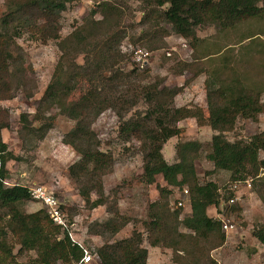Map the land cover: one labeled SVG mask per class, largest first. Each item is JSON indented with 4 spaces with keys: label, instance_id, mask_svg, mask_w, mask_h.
I'll use <instances>...</instances> for the list:
<instances>
[{
    "label": "trees",
    "instance_id": "obj_1",
    "mask_svg": "<svg viewBox=\"0 0 264 264\" xmlns=\"http://www.w3.org/2000/svg\"><path fill=\"white\" fill-rule=\"evenodd\" d=\"M74 1H4L5 11L0 16V100L25 91L28 83L29 66L23 56L11 48V42L24 33L42 42L58 40L61 53L33 118L42 120L43 111L51 106L63 107L78 77L91 84V92L73 105L74 126L66 133L68 139L65 142L79 155L68 168L76 180L78 194L88 208L103 205L109 215L100 222L104 231L88 229L102 238V243L93 247L100 264H146L145 241L151 247L170 249L173 253L171 264L194 260V249L200 241L211 242L210 248L221 246L225 234L220 220L209 216L207 208L217 206L220 200H228L232 193L221 190L212 180L199 181L194 167V160L200 153L199 142L176 143L177 160L172 163L165 160L161 150L169 138L181 133L182 129L177 126L180 120L195 118L200 126L207 125L216 132L204 155L213 169L228 171L230 181L253 179L264 171V156H260L264 153V130L247 140L230 141L224 134L234 129L237 119L256 120L264 113V100L261 99L264 86L254 77L255 66L264 68V37H261L264 29H252L254 24L264 21V0H143L151 15L159 16L193 48L201 41L196 34L198 26L213 25L219 34L225 35L248 27L234 45L227 44L208 52V61L204 62L207 67L184 65L195 75H206V118L197 107L175 106L174 98L182 91V86L167 87L162 85V80L139 84L133 76L118 73L115 67L119 56L124 54L117 47L114 33L89 40L94 35L93 28L85 21L61 38L59 15ZM106 10L109 7L105 3L103 11ZM116 15L117 11L113 9L104 13L102 20H91V24L101 26ZM83 44L92 50L84 52L85 59L80 65L74 59L75 53L82 51L79 49ZM105 71L113 74L106 76ZM139 100L146 104L145 110L134 111L124 118ZM106 109H112L119 116V137H134L139 141L145 182L153 184L157 190V197L149 204L146 220L141 221L145 236L133 228L129 236L113 239L131 220L119 211L116 199L107 196L103 189L101 178L112 169L113 158L109 151L101 149L92 122ZM5 117L0 109V264L14 262L13 246L6 238L8 234L16 237L20 245L18 252L24 249L36 251L37 256L27 264H55L58 260L72 263L80 257L81 249L51 222L44 208L30 213L21 209V205L31 198L26 186L6 182L5 165L13 156L1 137V129L8 125ZM20 120L23 130L38 131L40 137L49 127L47 123L39 129L34 128L26 113L20 114ZM158 177L164 185L157 183ZM183 185L188 187L190 214L180 218L179 209L170 210L168 196L172 193L170 187ZM91 193H96L97 198L91 199ZM181 226L188 232L180 230ZM252 235L264 245V224L254 226ZM177 252H183L184 256Z\"/></svg>",
    "mask_w": 264,
    "mask_h": 264
},
{
    "label": "rangeland",
    "instance_id": "obj_2",
    "mask_svg": "<svg viewBox=\"0 0 264 264\" xmlns=\"http://www.w3.org/2000/svg\"><path fill=\"white\" fill-rule=\"evenodd\" d=\"M4 1L0 0V16L5 11ZM105 3L109 10L103 11ZM145 7L143 0H76L68 4L59 15L60 36L66 37L85 21H88L93 28L94 35L89 40H98L105 33H114L117 47L121 54H124L119 56L115 67L118 73L133 76L139 84L162 80V85L167 87L182 86V91L174 98L175 106L197 107L206 118L208 115L204 88L206 75L204 73L195 75L190 69L184 68V65L189 63L190 66L193 64L198 68L200 65L207 67L208 52L227 44L234 45L248 27H241L225 35L219 34L213 25L198 26L196 34L201 41L196 44V48H193L188 40L174 33L169 24L162 21L159 16L151 15ZM113 9L118 15L105 21L101 26L91 24V20L96 22L102 20L103 14ZM250 27L252 28L253 25ZM252 29L263 30L264 21L254 24ZM134 47L150 52L149 61L143 70H137L131 62V48ZM11 48L23 56L25 64L29 67L26 72L28 78L26 90L18 92L10 99L0 100V109L6 115L5 119L8 123L7 127L1 129V137L13 156L5 165L6 182L8 185L20 184L26 187L42 185L54 192L62 202L69 221L75 223L76 235L81 237L86 245L96 248L100 245L101 236L98 235L95 241L91 240L88 229L91 227L92 231H104L101 223L109 215L103 205H99L94 211L88 208L78 194L76 180L72 178L68 168L79 155L71 145L65 142V139H68L65 138L66 133L74 126L73 105L81 96L91 92V84L83 77H78L64 106L61 108L51 106L43 111L42 120H36L33 116L37 112L38 101L61 53L58 40L49 39L42 42L31 37L29 33H24L11 42ZM79 50L82 51L75 53L74 60L81 65L85 59L84 52H91L92 49L83 44ZM255 67L254 77L264 86V68ZM111 74L113 72L105 71L104 73L106 76ZM261 99L264 100V92ZM145 108L146 104L139 100L124 118H128L134 111L143 112ZM22 113L27 114L29 122L36 129L49 123L42 137L38 131L23 130L20 120ZM119 124V116L112 109H106L92 122V130L100 140L101 149L109 151L113 158L112 169L101 178L103 189L107 196H113L116 199L119 211L130 218L131 221L124 230H130V234L134 228L143 232L145 236L141 221L146 220L149 204L158 194L153 184L147 185L145 182L139 141L134 137L126 139L119 137ZM177 126L182 129L181 133L169 138L162 147L161 151L165 160L168 163L177 160L176 143L187 140L199 142L200 153L194 160L199 181L204 183L212 180L221 190L228 193L226 188L231 182L229 172L213 169L212 163L204 158L208 152L207 146L211 136L216 132L207 125L200 126L195 118L182 119ZM262 130H264V113H260L256 120L237 119L234 129L224 134L230 141L238 138L247 140ZM260 156L263 157L264 153L261 152ZM262 176L260 174L256 178H248L250 187L242 184L235 193L236 200L231 205L227 203V200H220L215 206L216 212L213 217H216L218 212L223 213L224 217L234 225V228L229 231L221 229L225 234L224 243L219 247L210 248L211 242L200 241L194 249V260L188 259L186 263L183 260L179 264H264V245L252 235L254 226L264 224ZM157 183L165 184L160 177L157 178ZM170 188H172V193L168 196L170 210L179 209L180 218L189 215L190 210L187 206L189 198L184 201L187 202L185 208L171 205V202L178 197L183 198L182 189L188 188L187 185ZM90 196L91 199L97 198L96 193H91ZM21 209L30 213L43 209V205L39 200L30 198L21 205ZM91 212H94L93 217L96 216L92 221H90ZM210 215H213V212ZM180 230L188 232L183 226ZM6 238L13 246L14 262L12 264H27L37 256L33 249L18 252L20 245L16 237L8 234ZM143 244L149 246L146 241ZM159 248L162 256L167 257L163 264H171L173 256L171 250ZM155 250L151 248L150 254H153ZM177 255L183 257L184 253L177 252ZM55 264H71V262L58 260Z\"/></svg>",
    "mask_w": 264,
    "mask_h": 264
},
{
    "label": "built area",
    "instance_id": "obj_3",
    "mask_svg": "<svg viewBox=\"0 0 264 264\" xmlns=\"http://www.w3.org/2000/svg\"><path fill=\"white\" fill-rule=\"evenodd\" d=\"M149 57L150 52H148L146 49L140 47L131 48V62L137 70H143L147 66ZM261 175H264V171L261 172ZM242 184H246L247 187H250V182L248 179L234 180L228 184L226 189L232 193V195L227 200L229 205L234 203L236 200L235 193L238 191V188L242 186ZM27 188L30 197L32 199L39 200L42 203L43 208L51 222L59 227L62 232H66L69 239L81 249L80 257L76 260H73L71 264H100V260L93 247L86 245L84 240L76 235L75 223L73 221H69L67 213L62 206V202L57 196H55L54 192L46 189L42 185H33ZM182 194L183 198L178 197L172 201V206L185 208L187 202L185 203L184 201L188 199L187 188L182 189ZM216 219L220 220L221 229L223 231H229L234 228V225L229 219L224 217L223 213L218 212L216 214Z\"/></svg>",
    "mask_w": 264,
    "mask_h": 264
},
{
    "label": "crops",
    "instance_id": "obj_4",
    "mask_svg": "<svg viewBox=\"0 0 264 264\" xmlns=\"http://www.w3.org/2000/svg\"><path fill=\"white\" fill-rule=\"evenodd\" d=\"M187 206H189V204L187 205ZM98 207V206H97ZM96 208V207H95ZM95 208H92V210L94 211L95 210ZM215 206L214 205H211V206H209L208 208H207V214L209 215V216H214L215 215ZM189 210H190V206H189ZM211 212H213V215H210V213ZM92 213L94 214V212H91V218H90V221H92L93 219H95L96 218V216H92ZM130 223V222H129ZM128 224V223H127ZM126 224V225H127ZM126 225H124L115 235H114V237H113V239H122V238H125V237H127V236H129L130 234H129V231L128 230H124V227L126 226ZM132 231V230H131ZM88 234H89V238L91 239V240H97L98 239V235L97 234H94V233H92V232H89L88 231ZM100 240V239H99ZM102 243V238H101V240H100V244ZM146 248H147V260H146V264H163L164 263V259L165 260H167V257L165 258V257H163L162 256V254H161V250H160V248L159 247H149V246H145ZM151 248H154V249H156L155 251H154V253L153 254H150V249ZM161 256H162V258H163V260H162V258H161Z\"/></svg>",
    "mask_w": 264,
    "mask_h": 264
}]
</instances>
